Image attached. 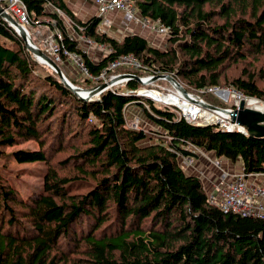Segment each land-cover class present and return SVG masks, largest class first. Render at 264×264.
<instances>
[{"label": "trees", "instance_id": "obj_1", "mask_svg": "<svg viewBox=\"0 0 264 264\" xmlns=\"http://www.w3.org/2000/svg\"><path fill=\"white\" fill-rule=\"evenodd\" d=\"M23 1L31 29L60 33L61 59L78 55L94 77L133 55L143 69L108 75L168 74L186 91L226 88L264 104V0H132L140 16L169 28L165 50L140 34L109 37L100 18H78L66 0ZM57 10L76 36L110 52L93 61ZM121 87L79 98L0 20V159L35 142L37 150L14 158L46 170L42 191L26 199L0 173V264H264V219L224 213L181 165L202 150L241 162L247 175L264 174V138L191 124L137 95L136 81ZM133 108L151 124L147 131L128 127Z\"/></svg>", "mask_w": 264, "mask_h": 264}, {"label": "built area", "instance_id": "obj_2", "mask_svg": "<svg viewBox=\"0 0 264 264\" xmlns=\"http://www.w3.org/2000/svg\"><path fill=\"white\" fill-rule=\"evenodd\" d=\"M98 6V18L103 20L106 24L111 23L107 16L115 13H123V17L121 20V24L125 27L126 30L134 32L135 28H147L149 30H156L158 35H167L169 34V28L161 24L160 22H154L150 19L142 17L138 14L137 10L133 7L131 0H95ZM0 20L6 21L11 29L18 36L21 35L20 28H22L26 36L31 40V34L28 26L30 25V17L29 11L23 0H0ZM57 13L62 14L60 10H57ZM12 18L15 23L10 22L8 19ZM68 28H72L74 30V25L71 20L67 22ZM143 32V31H142ZM58 38L62 42V37L60 33L53 35L54 42L56 43L52 48V52L54 55L61 59L59 52L60 47L58 44ZM81 38V40H80ZM74 40L80 43V47L83 48L86 44H94L91 41L87 40L85 37H76ZM85 41V42H84ZM103 50H107L105 46H98ZM62 48L64 46L62 45ZM66 56H76V54L67 53L65 51ZM77 57V56H76ZM82 68V72L84 75L89 76L91 80H95L99 83V80H106L108 71H111L120 66H127L133 70H140L144 68V65L133 55L124 56L115 62H112L107 70L103 71L99 76H92L87 68ZM130 74V73H126ZM120 76V74L111 76L109 78L114 79L115 77ZM153 75L146 76L147 78H141L142 82L145 83L144 86H147L151 83L157 81H166L165 78H158L157 80H153ZM149 79V80H148ZM128 80H133L132 77L127 78L125 82ZM120 82V83H125ZM176 89V93H164L161 91H157L156 89L151 88H143L137 91V95L148 98L155 103H158L163 106L168 107L170 109H174L177 113L179 119L183 118L191 124H201V125H212L213 121H220V126L224 127H232L234 130H237L244 134L242 128H238L236 123L231 122V118L222 113L219 110L211 109L209 106H213L210 103L204 101L201 97L195 96L192 94L182 95V91L177 89V87L173 86ZM153 92H158L165 96L173 95L178 96V99L183 101L184 107H181L178 104H174L165 100L158 98L156 95H153ZM187 92V91H186ZM233 92L237 96L236 104L232 107V109L228 112H232L234 110L239 109L240 104L242 102L245 103V108L253 105L252 109L259 110L264 112V109L256 108L255 103L259 104L255 99L243 96L242 94L235 92L226 88H208L205 90H201L200 94L204 93H216L220 96L224 101L228 96ZM222 93V94H220ZM99 95L95 97V100L99 99ZM192 99V100H191ZM259 101V100H258ZM264 106V105H263ZM226 110V109H225ZM229 110V109H227ZM225 115V116H222ZM220 117V118H219ZM217 118V119H216ZM132 122H129V127L135 130H145L147 131L146 125L142 124L140 118L136 117L132 119ZM223 121V122H221ZM214 125V124H213ZM183 169L189 174L196 175V173L192 172V170H187L189 167H193L194 159L193 158H183L182 159ZM214 165L216 167H220L221 163L217 160ZM224 172L221 175V180L219 185L215 189V191L209 194V199L211 204H215L219 207L224 213H234L241 216L253 217V218H261L264 219V188L255 185L254 183H249L248 178L251 175H261L264 174H251L247 175L244 173L243 169L239 173H230L224 169H221ZM190 171V172H189Z\"/></svg>", "mask_w": 264, "mask_h": 264}, {"label": "rangeland", "instance_id": "obj_3", "mask_svg": "<svg viewBox=\"0 0 264 264\" xmlns=\"http://www.w3.org/2000/svg\"><path fill=\"white\" fill-rule=\"evenodd\" d=\"M94 2H95V0H84V1L83 0H66L68 7L73 12H75V14H78V18H82L83 20H87V21L89 19H91L92 17L98 18V12L96 11L97 8L95 7ZM51 9L53 10V8H51ZM94 14H96V15H94ZM111 15H112L111 16L112 20L109 18V16H107V19H109L111 22L109 24H106L105 22H103V20H100L101 31L103 33L107 34L109 37L121 40L126 35L140 34L150 42L151 46L156 47L160 50H165V47H166V44L168 41L167 35L166 36L165 35H158L157 33H155V32H157L156 30H149L147 28H143V29L136 28V31H134V32H131V30L128 31L121 24V20H122V18H124L123 13H115V14H111ZM59 16L62 19V21L67 25L66 22L70 19L63 12H62V14H59ZM41 21L47 22L48 19L41 20ZM115 21L117 23H115ZM118 23H119V25H118ZM28 28L30 30L31 42L33 43V45L36 48L43 51L44 53H46L47 55H49V57L61 69L62 73L68 79L69 82H71L74 86H76L75 84H78L79 86L81 85L82 87H79V88H81L84 91L89 90L91 88H94V87H90L89 85H86L84 82H82L85 80V78H90V77L87 75L85 76L84 73L82 72L83 66H81V64L83 65V62L78 55H76L77 57L76 56L75 57L74 56H72V57L67 56L66 57L67 59H64V60L58 59L54 55V53L51 50V48L56 44L54 42V39H53V35H54L53 31H51L47 27H43V25L41 27L37 28V30H35L34 28L31 29L30 25L28 26ZM67 28H68V25H67ZM68 31H69V35L72 39H75L77 37L76 32L72 28H68ZM80 40H81V38H80ZM87 40H89V39H87ZM86 42H90V40L86 41ZM92 43H94V42H92ZM98 46H102V45H97L94 43V44H86L83 47L84 50L86 49L84 52H86V54L93 61H98L99 59L103 58V56H105L107 54L105 50H103L102 48H100ZM106 48L109 49L107 46H106ZM41 64H43V63H41ZM114 75H117V74H114ZM114 75L113 74L110 76L108 75V78H106V81H107L106 83L111 81L112 78H109V77L114 76ZM128 75L136 76V77H139L140 79L143 77L147 78L146 76H149V75L138 76L135 73H130ZM165 75H168V74H165ZM152 77L155 78L157 76H152ZM93 81H95V80H93ZM128 81H130V80H128ZM133 81H136V80L133 78ZM104 82H105V80H99V85L103 84ZM123 84L124 83H117V84L111 85L106 90H112L114 92H118V90L120 89L121 86H123ZM140 85H142V84H140ZM96 86H98V85H96ZM148 87H150L151 89H156L157 91H161L164 93H171V94L176 93V89L173 87L172 83L169 82L168 80H166V81L162 80V81H157V82L154 81V83H151L147 86L142 85V89L148 88ZM121 88H123V87H121ZM106 90H104L103 92H105ZM200 91L199 92L187 91V93L195 95V96H199L204 101H206L207 103H210V104L213 103L212 105L214 107H217L220 109H226V110L229 109L230 110L236 104L237 96L233 92H231V95L228 96L227 99L224 101L216 93L200 94ZM209 95H211L212 98H208ZM99 98H100V96H99ZM158 98H160V96ZM210 99H212V100L209 101ZM160 104H158V105H160ZM254 105H256V108H257V105L263 106L264 104L260 101V104L256 103ZM253 107L254 106L251 105L247 108H253ZM263 108H264V106L262 107L261 110H263ZM133 109L135 112L134 113L128 112V116L126 119L128 127H129L128 123L132 122L133 121L132 119H134L136 117L140 118L141 125L144 124V125H146V127H149V125H151V124L145 119L143 112L141 110H139V108H133ZM258 109H260V108H258ZM222 116H225V115H222ZM219 122L220 121L218 120V121H213L210 123H213L214 125L220 126L219 124H222V123H219ZM221 122H223V121H221ZM150 127L152 128L153 126H150ZM37 149H38L37 143L28 142V143H25L23 145L21 144V145H18L16 147L10 148L7 151L6 155H4L0 159V173L3 176H5L9 180V182L16 189H18L21 192L22 196L25 199L34 192H41L42 191L44 176L46 173L45 165L43 163H39V162L38 163H28V164L27 163L26 164L25 163H18L16 161V159L14 158V153L18 152L19 150L34 151ZM198 156H200V153ZM216 161L217 160H215V159L205 157V160H203V159L199 160L198 164L192 170V172L196 173L199 176V178L202 180L205 178L211 179V182H212V188L211 189L212 190L209 191L208 195L211 192L213 193L215 191V189L217 188V186L219 185V178L224 173V172H222L221 169H225L227 164L230 165V163H228L226 161H223V163H222V161L220 160L219 162L221 163V166L216 167L214 165V163ZM202 162H204V163H202ZM199 165L202 166L204 170L199 169L200 168ZM207 167H208V169H206ZM204 182L206 183L205 180H204ZM254 184L264 188V185H261L258 183H254ZM205 187L207 190L208 186L205 185Z\"/></svg>", "mask_w": 264, "mask_h": 264}, {"label": "water", "instance_id": "obj_4", "mask_svg": "<svg viewBox=\"0 0 264 264\" xmlns=\"http://www.w3.org/2000/svg\"><path fill=\"white\" fill-rule=\"evenodd\" d=\"M20 32H21L20 37L24 41L27 50L34 55L37 61H39L40 63L46 64L53 71H55L60 81L67 88H69L74 94H76L79 98L85 101H93L97 95L101 94L109 86V84L107 83L100 84L99 86H97L96 89L90 90L89 96L83 97L80 94V92L83 90L77 86H74L71 82L68 81V79L64 76L61 69L55 64V62L49 56H47L43 51H41L40 49L36 48L33 45V43L26 36V33L22 28H20ZM118 77L120 78V81L118 83L125 81L127 78L133 77L138 83L145 85V83L142 82L141 79L136 76L122 74ZM158 78H165L166 80L171 82L173 86L177 87L180 91H182L184 95L187 94L184 87L173 76L160 75V76L153 78V80H157ZM209 107L211 109L219 110L222 113L228 115L231 118V122L236 123L237 125L247 127L250 136L257 137V138H264V112H261L259 110L252 109V108H245L244 102L240 104L239 109L234 110L232 112H228L225 109H220L214 106H209Z\"/></svg>", "mask_w": 264, "mask_h": 264}, {"label": "bare ground", "instance_id": "obj_5", "mask_svg": "<svg viewBox=\"0 0 264 264\" xmlns=\"http://www.w3.org/2000/svg\"><path fill=\"white\" fill-rule=\"evenodd\" d=\"M131 2H132V0H131ZM96 3V2H95ZM133 4V3H132ZM97 5V4H96ZM133 7H134V5H133ZM135 8V7H134ZM98 11V10H97ZM10 22H12V23H15V21L12 19V18H10V19H8ZM6 22V21H5ZM7 23V22H6ZM8 24V23H7ZM9 25V24H8ZM86 50V49H85ZM106 51V53H108V52H110V50L109 49H107V50H105ZM104 57V56H103ZM81 59V58H80ZM121 67V66H120ZM127 67V66H126ZM118 68V67H117ZM129 68V67H128ZM116 69V68H115ZM107 70V69H106ZM105 71V70H104ZM109 72V71H108ZM107 78H108V73H107ZM120 81V78L119 77H115L114 79H111V81H109L107 84H109V86H111V85H114V84H117L118 82ZM107 81L105 80V82L104 83H106ZM99 86V85H98ZM108 86V87H109ZM107 87V88H108ZM97 88V86L96 87H94V88H91V89H89V90H83V91H81L80 92V94L83 96V97H86V96H89L90 94V90H92V89H96ZM106 88V89H107ZM105 89V90H106ZM178 89V88H177ZM220 94H222V93H220ZM153 95H156L157 97H159L160 96V99H162V100H165V101H168V102H171V103H174V104H178V105H180L181 107H184V103H183V101H181V100H179L178 99V96L176 95V96H173V95H169L168 97L167 96H165V95H162V94H160V93H158V92H153ZM182 95H184V94H182ZM192 100V99H191ZM256 100V99H255ZM258 101V100H257ZM259 102V104H260V101H258ZM256 104V103H255ZM262 105H257V108H260V109H262ZM264 109V108H263ZM231 110V109H230ZM230 110H227V111H230ZM217 119V118H216ZM238 126V128H242L243 129V131H244V134H247V135H250L249 134V132H248V129H247V127H244V126H241V125H237ZM222 129H224L225 131H227V132H233V131H236V130H234V128H232V127H224V126H220ZM190 150H192L193 152H196V150L195 149H193V148H190ZM183 158H185V157H181V165H182V167H183V164H182V159ZM186 158H188V157H186ZM189 158H191V157H189ZM194 159V158H193ZM195 165H196V160L194 159V165H193V167H195ZM193 167H189V168H187V170H191ZM220 180H221V178H220ZM220 180H219V182H220Z\"/></svg>", "mask_w": 264, "mask_h": 264}, {"label": "crops", "instance_id": "obj_6", "mask_svg": "<svg viewBox=\"0 0 264 264\" xmlns=\"http://www.w3.org/2000/svg\"><path fill=\"white\" fill-rule=\"evenodd\" d=\"M84 1V0H83ZM94 5H95V7L97 8L96 9V11L98 10V6L96 5V3L94 2ZM98 12V11H97ZM74 14H75V12H73ZM77 17H78V14H75ZM94 15H96V14H94ZM111 14L109 15V18L112 20V18H111ZM82 19V18H81ZM83 20V19H82ZM84 21H87V20H84ZM115 23H117L116 21H115ZM118 25H119V23H118ZM134 31H136V28L134 29ZM199 153H200V156H199V158L197 159H195L196 160V165L198 164V162H199V160H201V159H203V160H205V157H209V158H211V159H215V158H213L214 156H212V155H209V154H207L206 152H204V151H199ZM222 161V163H223V161H226V160H221ZM227 162V161H226ZM202 163H204V162H202ZM228 163H230V162H228ZM195 165V166H196ZM199 169H203V167L202 166H200L199 165ZM194 168V167H193ZM193 168L191 169V170H193ZM206 169H208V167L206 168ZM242 169H243V166H242V163L241 162H238V163H236V164H231L230 163V165L229 164H227V166H226V168L224 169V170H226V171H230L231 173H239L240 171H242ZM204 170V169H203ZM190 172V171H189ZM197 175V174H196ZM212 178V177H211ZM204 180L206 181V183L204 182ZM248 181H249V183H258V184H261V185H264V176H261V175H251V176H249V178H248ZM203 182H204V184L205 185H207L208 186V189H207V192L209 193V191H211L212 189V182H211V179H207V178H205V179H203ZM263 201H264V199H263Z\"/></svg>", "mask_w": 264, "mask_h": 264}]
</instances>
